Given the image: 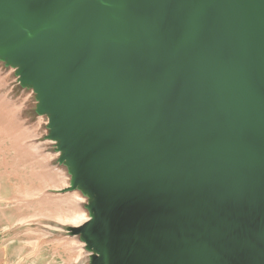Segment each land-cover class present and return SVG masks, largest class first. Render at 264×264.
Here are the masks:
<instances>
[{
  "label": "water",
  "instance_id": "obj_1",
  "mask_svg": "<svg viewBox=\"0 0 264 264\" xmlns=\"http://www.w3.org/2000/svg\"><path fill=\"white\" fill-rule=\"evenodd\" d=\"M0 130L67 264H264V0H0Z\"/></svg>",
  "mask_w": 264,
  "mask_h": 264
},
{
  "label": "rangeland",
  "instance_id": "obj_2",
  "mask_svg": "<svg viewBox=\"0 0 264 264\" xmlns=\"http://www.w3.org/2000/svg\"><path fill=\"white\" fill-rule=\"evenodd\" d=\"M9 145L0 130V264H67L69 252L44 238L43 220L33 217V198L26 192L35 181L26 178Z\"/></svg>",
  "mask_w": 264,
  "mask_h": 264
},
{
  "label": "bare ground",
  "instance_id": "obj_3",
  "mask_svg": "<svg viewBox=\"0 0 264 264\" xmlns=\"http://www.w3.org/2000/svg\"><path fill=\"white\" fill-rule=\"evenodd\" d=\"M71 217L70 215H64V216H60L58 217L59 220H67V218ZM78 256V255H77Z\"/></svg>",
  "mask_w": 264,
  "mask_h": 264
}]
</instances>
